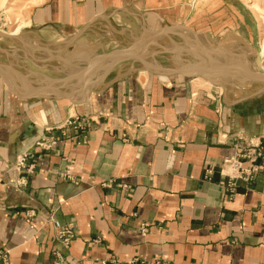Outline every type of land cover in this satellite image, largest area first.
I'll return each instance as SVG.
<instances>
[{
    "label": "crops",
    "instance_id": "obj_1",
    "mask_svg": "<svg viewBox=\"0 0 264 264\" xmlns=\"http://www.w3.org/2000/svg\"><path fill=\"white\" fill-rule=\"evenodd\" d=\"M153 2L145 0L146 10H65L54 4L33 11L29 26L36 34L53 31L56 36L30 43L60 47L33 50L49 67L56 65L58 53L72 58L74 49L78 55L85 42L97 43L87 52L94 57L88 65L116 62L97 74L88 71L94 79L76 103L52 90L19 98L0 74V247L10 264H114L111 259L150 261L155 256L172 264H264L262 176L237 180L231 190L219 183L230 172L221 167L234 154L235 143L264 137V86L196 87L201 75L173 68L176 57L163 64L159 56L171 55L166 49L178 39L175 29L149 45L147 38L173 25L188 26L164 15L174 10H148L157 5ZM234 11L235 20H241ZM99 19L107 21L102 25L107 29L110 21L123 19L126 26L116 31L120 36L130 23L139 31L110 47L109 39L75 35ZM234 34L244 42L242 48L253 51L250 40ZM155 41H162L158 46L164 50ZM124 51L139 58L120 60ZM27 58L26 65L40 66ZM215 66L219 73L224 69ZM229 68L227 73H233L235 67ZM37 79L13 65L20 94L48 83ZM54 86L72 95L78 89ZM67 115L87 123L80 141L69 126L59 128ZM24 152H29L30 168L15 167V158ZM68 173L72 176H62ZM52 220L73 230L68 246L57 239Z\"/></svg>",
    "mask_w": 264,
    "mask_h": 264
},
{
    "label": "rangeland",
    "instance_id": "obj_2",
    "mask_svg": "<svg viewBox=\"0 0 264 264\" xmlns=\"http://www.w3.org/2000/svg\"><path fill=\"white\" fill-rule=\"evenodd\" d=\"M124 2L125 0H0V33L10 34V32L18 25H21V28L13 36H0V64L9 67L12 76L13 65H15L16 71L23 74L24 72L25 74L32 73L33 77H39L40 79L36 80L39 81V83H43L48 80V83L41 84L42 87L49 86L50 83L53 86L54 84L56 85L58 83H62V86L67 89H74L78 87L77 90L72 91L76 92L75 95H72V93L70 95L73 100L79 101L80 92L84 91V89H86L85 87L88 85L84 82V68L88 65L87 63L89 60H94V57L88 58L87 54H90L93 49L95 50L97 43L93 46L92 44L85 42V44L80 46L81 48L79 49L80 51L78 52V55L75 54L74 49L73 51L69 50L73 53L72 58L65 57V55L62 57L61 53H58V56H55L56 59H54V63H56V65H51V67H49L48 64L42 62L43 60H38L33 50L47 49L50 51L51 49L45 46L31 44L29 40L35 39L36 41H47L49 38L53 40V36H56V34L55 32L50 31L44 36H38L36 34L37 30L35 26H29L31 15L34 10H46L54 4H60V7L65 8V10H81L82 7L84 10L147 9L145 8V0H128V2ZM140 2H142V5ZM114 4L121 5L116 6ZM154 4L157 5L152 7L149 5L148 10H174L172 13L165 11L164 15L171 16V18H173L172 20L177 21L176 23L178 24H185L190 28L202 29L201 32L196 33V37L182 29H175L176 33L174 36L176 35L178 39L177 41H174L170 47L168 42L165 39H162L163 45L169 47V49L167 48L166 50H170L169 53L171 54H163L159 56V58H162L163 64L171 62L168 58L176 57L179 61H174L172 63L173 68L182 69L191 75H201L199 76L200 78L195 81L196 87L204 86L232 89L238 88L239 86H243L244 88L264 86L263 80H256L258 82L255 83L246 75H241L237 68L232 69L233 73H227L230 72V68L228 66H225L224 68L223 63L211 59L205 48H191L180 36V34L186 35L191 45H194L195 40H197L205 46H209L213 49L216 47V52L223 58L237 62L245 69L257 70L258 65L256 67L253 66L254 62L257 64H264V0H154L152 5ZM221 10L229 11L221 14ZM230 10H238V15L235 14V16L241 20L236 21L233 16V12H230ZM123 21V19L121 22L110 21V27L108 26L109 28L107 29L102 26L107 21L105 19H99L96 22L93 21L89 23L85 26L83 32H80L79 30L75 35L87 32V34H90V38L96 35L98 40L109 39V47L116 44L120 45L119 42H121L122 37L129 36V33L132 31H139L138 28L136 29L130 23L128 27H125L124 36L118 35L116 32L119 31L118 28L126 26V23ZM205 27L207 31H204ZM231 27H233V29ZM221 28H229L228 30L230 32L228 30L222 31ZM120 33L122 32L120 31ZM234 33L250 40L255 50L252 49L253 51H249L246 48H242L243 41L241 42V40L238 39ZM139 37L136 39L134 38V41L137 42ZM162 41L156 45L155 41L153 44L156 47H160L162 45ZM122 42L125 44L124 40H122ZM58 48L60 47L55 46V48L51 51L56 52ZM62 49L63 48H61V51ZM162 49L163 48H161V50ZM84 50L85 52H83ZM41 54L45 55L44 52ZM242 54L245 56L243 55V58H238ZM27 57H29L33 62H40V66H34L31 68L26 65L24 61L28 62ZM95 59L97 58L95 57ZM209 60L212 63L209 62ZM215 64L222 66V69L224 68L220 71L221 73L215 71L217 68ZM98 65L99 64H97V66L96 64H89V70L91 73L97 74L99 71L105 69V66ZM57 67L60 69V73H55V68ZM30 68L34 72L29 71ZM40 70H42L41 74ZM58 74H60V77L54 78V76ZM49 77L52 78L50 81ZM255 78L257 79V77ZM93 79L94 78L92 76H89L87 80H89L90 83ZM80 119L81 118L76 115H67V118H65L59 128L69 126V130L75 132L73 137H79L78 140L80 141L81 138L83 139L85 136V130L87 129V123L82 122ZM41 144L45 145L47 143L42 139ZM262 161L263 160H261V162ZM16 162L17 157L13 162L14 166ZM226 170H228V168Z\"/></svg>",
    "mask_w": 264,
    "mask_h": 264
},
{
    "label": "built area",
    "instance_id": "obj_3",
    "mask_svg": "<svg viewBox=\"0 0 264 264\" xmlns=\"http://www.w3.org/2000/svg\"><path fill=\"white\" fill-rule=\"evenodd\" d=\"M29 153L24 152L17 157L15 167L17 168H30L27 166V159ZM261 160H263L261 162ZM230 172L225 174L226 181L221 180L219 183L225 184L229 190L233 189L237 180L249 181L257 174H260L264 181V138L243 139L238 140L235 143V152L232 156L223 160L222 169H227ZM207 173H211L208 167ZM65 178H69V174L62 175ZM24 182V178L22 179ZM56 231L57 239L64 245L68 246L70 239L73 237V230L68 225H61L58 221L52 220ZM114 264H172L170 260L162 257L155 256L150 261H145L136 257L130 258L127 261L117 262L115 259H111ZM0 264H10L7 255V250L4 247H0ZM101 264H105V261H101Z\"/></svg>",
    "mask_w": 264,
    "mask_h": 264
},
{
    "label": "water",
    "instance_id": "obj_4",
    "mask_svg": "<svg viewBox=\"0 0 264 264\" xmlns=\"http://www.w3.org/2000/svg\"><path fill=\"white\" fill-rule=\"evenodd\" d=\"M173 29H182V30H185V31H189V32L193 33L194 36L196 37V33L193 32L192 30H190L188 27L183 26V25H173V26H170L169 28H166V29H163V30H161L159 32L153 33L150 37L147 38L146 45L151 44V42L158 36L167 34L169 32H173ZM0 36H13V34L0 33ZM180 36L188 43V46H190L192 48L193 47L205 48L206 51H207V54L209 55V57H211V59H219L220 58L221 60L226 62L228 67L237 68L241 74L246 75L250 79H254V80L261 79V80L264 81V73L260 72L259 70L256 71V70L245 69L242 66H240L237 62H233L231 60H228L227 58H222L221 55H219L215 51V49H213V48H211L209 46H205L204 44H202L201 42H199L197 40H195V42H196L195 45H191L190 42H189V39H188V37L186 35L180 34ZM71 42H72V40H70L64 46V48H67L71 44ZM110 54H115V52H111ZM131 58L138 59L139 58V54H135L132 51H124V52H122L120 54V58L119 59L120 60H125V59H131ZM115 62L116 61H114V62H112L110 64H107L105 66V69L109 70L115 64ZM88 71H89V65L84 68L83 77H84V82H86L87 84H90L89 80H87L88 79ZM0 74L4 76V78L6 80V84H7L8 90L12 94H14L15 96H17L19 98H31V97H35V96L40 95L45 90H52L53 92H56L57 94L68 98L73 103L78 102V100H73V98L71 97V95L69 93H67V92L63 91L61 88H58V87H55V86H44V87H41V88H37L33 92L26 93V94H20L19 92H17V90H16V88H15V86L13 84V76H12L10 68L0 64ZM255 77H257V79Z\"/></svg>",
    "mask_w": 264,
    "mask_h": 264
},
{
    "label": "bare ground",
    "instance_id": "obj_5",
    "mask_svg": "<svg viewBox=\"0 0 264 264\" xmlns=\"http://www.w3.org/2000/svg\"><path fill=\"white\" fill-rule=\"evenodd\" d=\"M21 28V25H18L13 31L10 32V34H16V32ZM202 60H205V59H202ZM254 62V61H253ZM258 65V66H257ZM253 66H257V70H259L260 72L264 73V64L263 63H255L253 64ZM184 68V67H183ZM256 70V69H255ZM256 70V71H257ZM222 80V79H221ZM81 81V80H80ZM70 88V87H69Z\"/></svg>",
    "mask_w": 264,
    "mask_h": 264
}]
</instances>
